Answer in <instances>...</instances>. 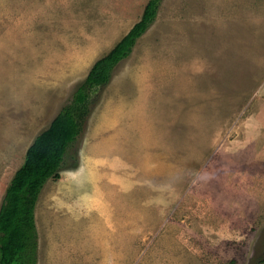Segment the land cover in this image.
I'll use <instances>...</instances> for the list:
<instances>
[{"label": "rangeland", "instance_id": "obj_1", "mask_svg": "<svg viewBox=\"0 0 264 264\" xmlns=\"http://www.w3.org/2000/svg\"><path fill=\"white\" fill-rule=\"evenodd\" d=\"M148 2L0 0V205ZM36 225L38 264H264V0H164Z\"/></svg>", "mask_w": 264, "mask_h": 264}, {"label": "trees", "instance_id": "obj_2", "mask_svg": "<svg viewBox=\"0 0 264 264\" xmlns=\"http://www.w3.org/2000/svg\"><path fill=\"white\" fill-rule=\"evenodd\" d=\"M163 1L149 0L140 21L107 56L94 64L50 125L27 149L24 163L11 179L0 205V264H38L36 209L41 193L49 180L60 179L101 92L132 55L138 39L155 23Z\"/></svg>", "mask_w": 264, "mask_h": 264}, {"label": "crops", "instance_id": "obj_3", "mask_svg": "<svg viewBox=\"0 0 264 264\" xmlns=\"http://www.w3.org/2000/svg\"><path fill=\"white\" fill-rule=\"evenodd\" d=\"M135 24H136V23H134L133 26H134ZM133 26H132V27H133ZM132 27H131V28H132ZM130 30H131V29H130ZM128 32H129V31H128ZM13 35H14V37H15V34H13ZM0 38H1V36H0ZM121 39H122V38H121ZM121 39H120V40H121ZM120 40H119V41H120Z\"/></svg>", "mask_w": 264, "mask_h": 264}]
</instances>
